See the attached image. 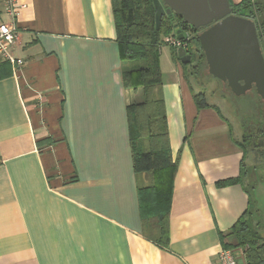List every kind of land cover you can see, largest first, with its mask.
Instances as JSON below:
<instances>
[{
    "label": "crops",
    "instance_id": "0c3cea01",
    "mask_svg": "<svg viewBox=\"0 0 264 264\" xmlns=\"http://www.w3.org/2000/svg\"><path fill=\"white\" fill-rule=\"evenodd\" d=\"M14 1L24 6L9 16L0 0V20L16 23L25 64L0 79V264H219L248 206L245 183L264 199V176L246 170L263 147L244 153L220 99L198 109L173 60L161 90L177 170L160 247L139 215L148 173L133 171L126 105L142 91L123 86L111 0ZM229 177L241 180L216 184Z\"/></svg>",
    "mask_w": 264,
    "mask_h": 264
},
{
    "label": "trees",
    "instance_id": "16d2710c",
    "mask_svg": "<svg viewBox=\"0 0 264 264\" xmlns=\"http://www.w3.org/2000/svg\"><path fill=\"white\" fill-rule=\"evenodd\" d=\"M229 3L232 13L255 22L261 45L264 17L260 18L261 14L263 16L260 0H239L237 3L229 0ZM111 7L119 57L125 62L122 70L123 86L133 90L140 88L142 91V98L139 101L126 105V117L133 171L148 173L147 182L138 183L136 188L143 234L160 247L167 248L169 213L177 161L172 157L169 144L166 110L161 90L160 49L163 35H169L177 29L193 32L186 46L187 52L191 54V60L181 65H188L190 73H196L202 62L206 64L197 39L200 29L187 24L182 16L177 14L162 15L157 28L153 0H111ZM170 56L174 61L179 60L176 48L170 47ZM12 73L8 62L0 63V79ZM184 73L186 74L185 70ZM230 93L233 94L231 90ZM253 93L259 104L264 102L254 90ZM203 95L202 92L193 93L198 109L210 105ZM256 100L255 106L248 107V103L242 107V111L245 110L243 119L252 122L250 126L244 128L248 132L243 136L241 144L244 153H248L250 144L252 147L262 146L264 149V142H248L255 136L264 139V112L257 111ZM261 112V120L255 121L253 118L259 117ZM244 169L242 162V173ZM240 180V177H229L218 180L216 184L225 186ZM245 190L248 194V206L230 229L236 242L224 243L222 248L240 247L243 252V264H264V238L253 224L252 195L247 188Z\"/></svg>",
    "mask_w": 264,
    "mask_h": 264
},
{
    "label": "water",
    "instance_id": "95a60500",
    "mask_svg": "<svg viewBox=\"0 0 264 264\" xmlns=\"http://www.w3.org/2000/svg\"><path fill=\"white\" fill-rule=\"evenodd\" d=\"M155 22L161 16L177 14L199 30L197 39L204 53L208 73L225 82L234 95L251 88L264 100V55L255 22L232 13L229 0H153ZM178 37H182L179 29ZM180 62L188 63L191 54L177 49Z\"/></svg>",
    "mask_w": 264,
    "mask_h": 264
},
{
    "label": "rangeland",
    "instance_id": "374dc122",
    "mask_svg": "<svg viewBox=\"0 0 264 264\" xmlns=\"http://www.w3.org/2000/svg\"><path fill=\"white\" fill-rule=\"evenodd\" d=\"M260 2L263 7V16L262 14L260 15V18H262L264 17V0H260ZM163 37L164 35L162 36V38ZM170 47L171 46L164 44L161 46L160 49V67L162 71L161 83L162 80L164 81L172 75L170 73V64L173 63V60L170 56ZM261 48L264 55V35L262 37ZM178 61L179 60H177V62ZM183 67L186 72L185 79L188 80V86L190 87L191 91L195 93L202 92L204 94L203 96H205V100L208 103L218 102L217 100L220 99L219 102L221 105H224L225 109H223L220 105L219 106L222 108L225 115L228 117L230 123L232 124L233 135L238 136V139H241V141H243V136L248 133L244 130V128L246 126H250L252 122L247 119H243V117H245V110L242 111V107L248 103V107H252V105L255 106L254 102L256 100V96L253 93L254 88L248 90V93L239 96H234L230 93V88L225 82H222L221 80L211 76L208 73L207 65L204 62L201 63V67L196 73H190V67L188 65H185ZM258 102L259 101L256 100L257 111L261 110L264 112V102L261 104H259ZM261 116L262 112L260 113L259 117L255 116L253 119L255 121L259 119L261 120ZM240 124L242 125V127L240 126ZM246 170H248L249 172H254V174L258 177H260V175L264 176L263 151L261 153H250L247 155ZM252 184L253 180H250L249 182L247 181L245 183V187L253 195L254 213L255 209H257V217L264 219V199L254 197L253 188L251 187Z\"/></svg>",
    "mask_w": 264,
    "mask_h": 264
},
{
    "label": "built area",
    "instance_id": "2783aa9c",
    "mask_svg": "<svg viewBox=\"0 0 264 264\" xmlns=\"http://www.w3.org/2000/svg\"><path fill=\"white\" fill-rule=\"evenodd\" d=\"M4 12L9 16H14L19 7L24 4H16L14 0H2ZM182 37L179 38L176 31L163 37L162 42L176 49L182 47L186 50L187 41L193 35L189 30L180 31ZM19 39V31L14 21L0 20V63L8 62L11 66L13 74H17L18 70L25 64V59L18 56L15 51V45ZM161 45V46H162ZM187 51V50H186ZM243 255V252H240ZM219 264H238L237 253L233 249L222 248L218 252Z\"/></svg>",
    "mask_w": 264,
    "mask_h": 264
},
{
    "label": "flooded vegetation",
    "instance_id": "af4514ba",
    "mask_svg": "<svg viewBox=\"0 0 264 264\" xmlns=\"http://www.w3.org/2000/svg\"><path fill=\"white\" fill-rule=\"evenodd\" d=\"M201 29H202V28H201ZM201 29H200V30H201Z\"/></svg>",
    "mask_w": 264,
    "mask_h": 264
}]
</instances>
